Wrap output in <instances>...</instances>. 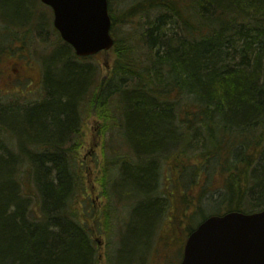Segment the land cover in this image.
Returning <instances> with one entry per match:
<instances>
[{
    "label": "trees",
    "instance_id": "16d2710c",
    "mask_svg": "<svg viewBox=\"0 0 264 264\" xmlns=\"http://www.w3.org/2000/svg\"><path fill=\"white\" fill-rule=\"evenodd\" d=\"M43 8L0 0V63L21 55ZM109 13L107 63L88 65L63 42L46 62L41 102L0 104V264L97 261L94 203L73 144L87 114L129 147L100 181L105 197L111 184L117 196L124 186L140 193L129 231L158 219L176 187L162 184L163 160L203 192L218 179L216 215L264 210V0H134L118 10L109 0Z\"/></svg>",
    "mask_w": 264,
    "mask_h": 264
},
{
    "label": "rangeland",
    "instance_id": "374dc122",
    "mask_svg": "<svg viewBox=\"0 0 264 264\" xmlns=\"http://www.w3.org/2000/svg\"><path fill=\"white\" fill-rule=\"evenodd\" d=\"M132 1L134 0H113L114 8L122 9ZM32 9L34 13L38 10L36 5ZM43 9L45 10L42 14L44 24L41 28L33 25V31L29 33L24 45L25 49L21 51V58L20 56H7L0 63V104L12 107L15 111H24L27 107L43 100L45 94L43 75L46 62L54 50L63 43L54 28L52 10L47 6ZM35 21L34 19L33 23ZM103 57L99 55L89 58L85 63L100 67L103 64ZM16 69L26 70L28 78L10 79ZM4 116L5 119L9 118L8 111ZM77 140L80 142L78 160L87 171L90 202L95 201L97 197L96 206L91 210L93 217L90 222L93 229L94 226L97 228L98 235L106 243L105 251L100 250V253L104 255L102 264H180L190 229L196 228L204 218L216 213L217 207L210 205L209 199L216 201L221 197L219 189L221 185L218 179L212 185H207L203 192L197 189L196 184L192 185L182 180L180 167L173 168L174 172L171 174L173 170L171 166L170 170L167 166L162 173V184L166 182L164 187L170 191L176 186L175 192H171L168 196L170 203L167 201L163 204L165 209H161L158 219H153L141 229L136 228L129 231L133 219L132 212L140 202L134 197L141 200L140 193L124 186L117 196L118 184H111L107 190L109 197H105L103 195L105 190L100 183L104 166H108L111 171L114 166L113 158L128 153L127 142L123 140L122 143L126 147L125 150L117 146L115 140V142L112 141L110 134L109 138L108 134L104 137L102 123L95 121L88 114L73 144ZM168 178L170 180L166 181ZM27 189L32 197L36 195L37 191L34 186L28 185ZM178 196L180 197L177 199ZM198 204L202 205L203 211L198 210ZM108 209H110L109 215L111 216L109 227L104 221V215L107 214ZM98 210H102L99 217L96 215Z\"/></svg>",
    "mask_w": 264,
    "mask_h": 264
},
{
    "label": "water",
    "instance_id": "95a60500",
    "mask_svg": "<svg viewBox=\"0 0 264 264\" xmlns=\"http://www.w3.org/2000/svg\"><path fill=\"white\" fill-rule=\"evenodd\" d=\"M41 2L52 9L54 27L77 57L114 47L108 0ZM180 264H264V210L208 217L190 234Z\"/></svg>",
    "mask_w": 264,
    "mask_h": 264
},
{
    "label": "flooded vegetation",
    "instance_id": "af4514ba",
    "mask_svg": "<svg viewBox=\"0 0 264 264\" xmlns=\"http://www.w3.org/2000/svg\"><path fill=\"white\" fill-rule=\"evenodd\" d=\"M15 73H14V75L13 76H11L10 77V79H15V80H23L24 78H28L27 76V72H26V70H18V69H16L15 71H14ZM32 106V105H31ZM170 164V160L169 161H165V160H163V164H162V173L165 171V169H166V167L168 166ZM170 179L168 178V181H169ZM172 192H175V190L173 189L172 190ZM178 192V191H177ZM178 195V194H177ZM180 196H178L177 197V199L179 198ZM154 200H161V199H159V198H153ZM96 200H97V197L95 198V201H93V203H94V206H96ZM162 201V203H161V205L163 206V204L165 203V202H167L168 201V203H170V201H169V199H162L161 200ZM165 208L163 207V209L162 210H164ZM102 214V210H98L97 211V213H96V215H97V217H99L100 215ZM107 227H109L108 225H107ZM88 228H89V230H91V238L93 239V241H94V243H95V249L93 250V254H94V257H96V262H95V264H102V262H103V258H104V255H103V253H100V250L102 249V250H104L105 251V248H106V243H105V241L104 240H102V238L98 235V230H97V228L94 226V229H93V225H88ZM93 229V230H92ZM108 230H109V228H108ZM111 231V230H110ZM107 232V231H106ZM112 232V231H111ZM95 261V260H94Z\"/></svg>",
    "mask_w": 264,
    "mask_h": 264
},
{
    "label": "bare ground",
    "instance_id": "6f19581e",
    "mask_svg": "<svg viewBox=\"0 0 264 264\" xmlns=\"http://www.w3.org/2000/svg\"><path fill=\"white\" fill-rule=\"evenodd\" d=\"M15 136H17L16 134H14ZM26 194H27V192H26ZM29 197V196H28Z\"/></svg>",
    "mask_w": 264,
    "mask_h": 264
}]
</instances>
